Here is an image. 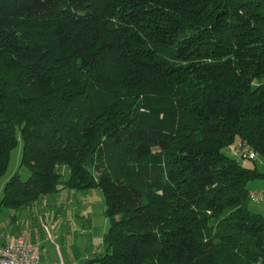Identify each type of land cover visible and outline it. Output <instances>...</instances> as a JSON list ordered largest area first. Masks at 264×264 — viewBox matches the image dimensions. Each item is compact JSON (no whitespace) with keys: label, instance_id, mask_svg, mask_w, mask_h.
Listing matches in <instances>:
<instances>
[{"label":"trees","instance_id":"16d2710c","mask_svg":"<svg viewBox=\"0 0 264 264\" xmlns=\"http://www.w3.org/2000/svg\"><path fill=\"white\" fill-rule=\"evenodd\" d=\"M0 206L100 189L99 264H264V0H0Z\"/></svg>","mask_w":264,"mask_h":264},{"label":"rangeland","instance_id":"374dc122","mask_svg":"<svg viewBox=\"0 0 264 264\" xmlns=\"http://www.w3.org/2000/svg\"><path fill=\"white\" fill-rule=\"evenodd\" d=\"M238 144V143H237ZM235 145L224 150L231 158ZM22 142L11 151L8 165L0 177V191L5 183L17 174L24 182L29 172L20 166ZM241 166L253 168L250 160L238 159ZM256 166L264 173V158H258ZM250 193L264 196V181L254 180L247 184ZM67 201L64 196H47L37 202L34 208L16 211L15 232H26V237L36 243L40 252V264H99L94 257L103 253V236L109 230V220L105 215L104 197L100 189L88 192H71ZM48 204V206H46ZM248 208L264 216V197L260 202L250 200ZM36 212L44 215L45 226L41 225ZM46 214V215H45ZM92 257L90 259H87ZM94 261V262H91Z\"/></svg>","mask_w":264,"mask_h":264},{"label":"built area","instance_id":"2783aa9c","mask_svg":"<svg viewBox=\"0 0 264 264\" xmlns=\"http://www.w3.org/2000/svg\"><path fill=\"white\" fill-rule=\"evenodd\" d=\"M233 154L238 159L257 161L258 155L247 143H238L233 149ZM253 202L263 200L262 194L250 193ZM0 264H40V252L37 245L29 244L23 236L15 242L0 248Z\"/></svg>","mask_w":264,"mask_h":264},{"label":"crops","instance_id":"0c3cea01","mask_svg":"<svg viewBox=\"0 0 264 264\" xmlns=\"http://www.w3.org/2000/svg\"><path fill=\"white\" fill-rule=\"evenodd\" d=\"M71 192L72 191H70V190H64V191L60 192L59 194H57L56 196H60V195L62 196V194H63L64 200L67 201L68 196H70V194H72ZM1 197H2V192L0 191V200H1ZM35 205L31 208H34ZM46 206H48V204ZM31 208H28V209H31ZM22 210H26V209H22ZM22 210H18V211H22ZM36 216L38 217V219H40L39 221H40L41 225L45 226V222L43 220L44 215H40L36 212ZM16 223H17L16 210L6 209V208H3L0 206V248H2L6 244L15 242L21 236H23L25 238V241L27 243L36 245V243L34 241H32L30 238L26 237L25 231L18 232V233L15 232ZM90 258H92V257H89L87 259H90ZM86 261H87L86 264H88V260H86Z\"/></svg>","mask_w":264,"mask_h":264},{"label":"water","instance_id":"95a60500","mask_svg":"<svg viewBox=\"0 0 264 264\" xmlns=\"http://www.w3.org/2000/svg\"><path fill=\"white\" fill-rule=\"evenodd\" d=\"M95 261V260H94ZM94 261H91V262H94ZM87 263V261L84 263V264H86Z\"/></svg>","mask_w":264,"mask_h":264}]
</instances>
